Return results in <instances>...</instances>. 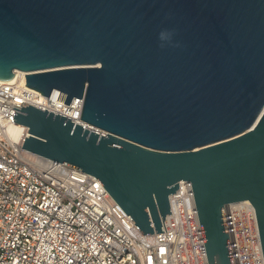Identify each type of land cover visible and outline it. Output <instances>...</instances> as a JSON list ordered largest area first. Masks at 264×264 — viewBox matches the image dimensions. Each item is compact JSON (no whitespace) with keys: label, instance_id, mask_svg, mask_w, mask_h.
Returning <instances> with one entry per match:
<instances>
[{"label":"water","instance_id":"water-1","mask_svg":"<svg viewBox=\"0 0 264 264\" xmlns=\"http://www.w3.org/2000/svg\"><path fill=\"white\" fill-rule=\"evenodd\" d=\"M16 70L105 131L22 101L23 147L96 175L143 233L190 180L209 264H233L225 205L250 199L264 254V0H0Z\"/></svg>","mask_w":264,"mask_h":264},{"label":"built area","instance_id":"built-area-1","mask_svg":"<svg viewBox=\"0 0 264 264\" xmlns=\"http://www.w3.org/2000/svg\"><path fill=\"white\" fill-rule=\"evenodd\" d=\"M22 76L0 80V264H209L190 180L169 195L163 231L143 233L96 175L23 147L29 127L13 116L24 102L105 131L81 118L84 97L68 104L29 91ZM224 213L233 264H264L251 200Z\"/></svg>","mask_w":264,"mask_h":264},{"label":"bare ground","instance_id":"bare-ground-1","mask_svg":"<svg viewBox=\"0 0 264 264\" xmlns=\"http://www.w3.org/2000/svg\"><path fill=\"white\" fill-rule=\"evenodd\" d=\"M17 72H20V74H26V72L22 71V70H16V73ZM16 130L17 128L16 127H13L10 131H11V134L15 135L16 134Z\"/></svg>","mask_w":264,"mask_h":264},{"label":"clouds","instance_id":"clouds-1","mask_svg":"<svg viewBox=\"0 0 264 264\" xmlns=\"http://www.w3.org/2000/svg\"><path fill=\"white\" fill-rule=\"evenodd\" d=\"M163 35H164V34H163V33H161V37H163Z\"/></svg>","mask_w":264,"mask_h":264}]
</instances>
